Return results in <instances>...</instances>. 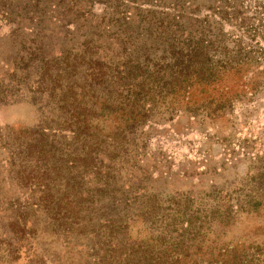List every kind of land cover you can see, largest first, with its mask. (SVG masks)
<instances>
[{"label": "rangeland", "instance_id": "obj_1", "mask_svg": "<svg viewBox=\"0 0 264 264\" xmlns=\"http://www.w3.org/2000/svg\"><path fill=\"white\" fill-rule=\"evenodd\" d=\"M157 2L186 14L230 8L229 16L238 17L255 1ZM93 3L99 12L88 16ZM129 10L137 14L132 29L143 14L158 20ZM122 11L117 0H0V264H144V241L173 233L179 204L190 206L187 212L233 210L227 226L206 228L208 237L243 239L264 252V108L257 102L215 121L155 117L158 125L128 134L113 155H81V143L62 133L65 112L41 82L37 59L74 56L85 39L116 47ZM83 72L79 67L71 80L81 83ZM10 126L45 129L49 153L30 156ZM114 235L119 246L108 244Z\"/></svg>", "mask_w": 264, "mask_h": 264}, {"label": "trees", "instance_id": "obj_2", "mask_svg": "<svg viewBox=\"0 0 264 264\" xmlns=\"http://www.w3.org/2000/svg\"><path fill=\"white\" fill-rule=\"evenodd\" d=\"M253 1L237 17L229 16L230 8L186 14L172 5L161 7L157 0H117L124 8L119 12L124 22L113 32L119 39L116 47L104 50L94 39H85L74 56L37 59L41 82L49 84V93L65 112L62 133L81 143V155L99 149L113 155L128 134L146 124L158 125L152 119L164 114L171 120L189 114L215 121L232 117L239 106L257 102L264 108V0ZM129 6L149 11L158 20L152 23L138 14L140 22L132 29L130 20L137 14ZM97 12L93 3L85 14ZM79 67H84L81 83L71 80ZM98 87L103 88L101 94ZM9 128L26 140L29 155L49 153L45 129ZM260 176L264 182V173ZM251 203L259 208V203ZM176 207L175 236L159 232L146 239L144 264H257L264 256L258 244L243 239L216 243L208 237L206 228L227 226L233 210L222 214L218 208L187 212L190 206ZM120 243L114 235L108 244ZM114 250L117 247L109 248Z\"/></svg>", "mask_w": 264, "mask_h": 264}]
</instances>
